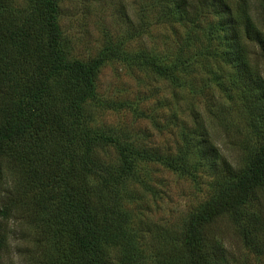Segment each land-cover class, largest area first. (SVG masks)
<instances>
[{"label":"trees","instance_id":"1","mask_svg":"<svg viewBox=\"0 0 264 264\" xmlns=\"http://www.w3.org/2000/svg\"><path fill=\"white\" fill-rule=\"evenodd\" d=\"M241 1L239 11L232 0H154L165 18L184 24L197 26L213 16L207 50L233 69L230 90L240 96L238 116L248 130L241 139L246 156L235 165L200 109L181 132L180 150L168 155L161 146L134 143L124 131L93 126L89 107L100 105L96 78L108 58L148 68L176 86L187 85L196 58L188 59L191 65L179 54L107 45L99 58L83 61L71 54L62 33L59 0H27L23 7L0 0V177L4 168L11 171L9 183L2 178L0 186V264H149L139 242L143 230L132 226L127 208L130 186L144 182L141 161L212 177L210 198L188 215L180 234L157 223L148 228L165 242L164 248L153 246L150 264H236L212 230L224 215L234 220L243 245L264 257V219L243 213L264 198V26L250 1ZM217 117L229 134V119ZM110 147L116 163L104 158ZM21 203L29 207L35 239L16 244L15 259L9 233L20 239L23 230L7 225Z\"/></svg>","mask_w":264,"mask_h":264},{"label":"rangeland","instance_id":"2","mask_svg":"<svg viewBox=\"0 0 264 264\" xmlns=\"http://www.w3.org/2000/svg\"><path fill=\"white\" fill-rule=\"evenodd\" d=\"M249 1L257 21L264 26V0ZM15 2L21 7L27 5V0ZM154 3V0H59V24L69 41L71 54L77 59L96 60L107 45L122 46L131 53L150 52L169 58L179 54L180 59L187 62L196 58L194 65L189 62L192 65L189 74L192 75L185 76V86H176L143 66L114 57L105 60L96 78L100 105L89 107L95 117L94 128L124 131L131 135L134 143L161 146L168 155L180 150L181 132L184 127H192V111L200 109L224 155L238 164L246 156L241 139L248 130L238 116L240 96L234 89L230 90L233 69L208 52L212 43L206 41L205 34L213 16L207 15L202 23L192 26L178 19L165 18L162 7ZM232 3L241 11V0H232ZM261 69L264 74V63ZM191 82L194 88H191ZM218 83H223V87H218ZM216 114L226 115L229 119V134ZM104 158L118 162L115 148L110 147ZM195 160L189 158L190 163ZM3 171L0 186L1 179L9 183L7 178L11 175L9 168ZM138 171L142 172L144 182L130 186L132 200L127 202V208L132 226L143 230L138 233L143 236L139 242L147 249L150 264L155 255L153 246L164 248L165 242L154 232L148 233V228L157 223L163 226V231L168 228L171 233L180 234L188 215L210 198L212 177L202 172L183 175L148 161H141ZM15 208L19 212L7 228L19 225L23 230L22 238L18 239L19 236L8 229L13 245L11 255L18 259L15 245L32 244L35 227L30 219L27 220L28 206L22 204ZM243 213L247 216L257 214L264 219V198L253 200ZM212 230L223 242L228 255L235 256L236 264H264L263 256L243 245L230 215L216 220Z\"/></svg>","mask_w":264,"mask_h":264}]
</instances>
